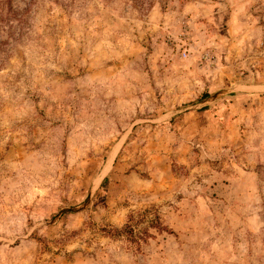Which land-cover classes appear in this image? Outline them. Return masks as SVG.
<instances>
[{"label":"rangeland","instance_id":"obj_1","mask_svg":"<svg viewBox=\"0 0 264 264\" xmlns=\"http://www.w3.org/2000/svg\"><path fill=\"white\" fill-rule=\"evenodd\" d=\"M0 264H264V0H0Z\"/></svg>","mask_w":264,"mask_h":264}]
</instances>
